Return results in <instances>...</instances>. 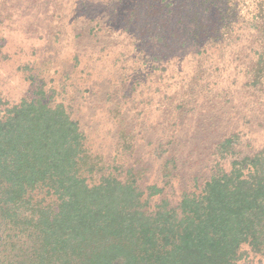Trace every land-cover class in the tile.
Instances as JSON below:
<instances>
[{
    "label": "rangeland",
    "instance_id": "374dc122",
    "mask_svg": "<svg viewBox=\"0 0 264 264\" xmlns=\"http://www.w3.org/2000/svg\"><path fill=\"white\" fill-rule=\"evenodd\" d=\"M198 1L0 0V97L16 103L44 90L105 163L94 182L131 168L141 189L162 188L144 209L174 208L184 192L200 193L218 140L238 133L235 156L264 147V112L235 68L249 44L242 34L240 44L210 49L188 28L204 12ZM228 68L237 81L225 79ZM122 129L131 151L119 146ZM232 158L220 162L229 168ZM242 250L235 264H264V253Z\"/></svg>",
    "mask_w": 264,
    "mask_h": 264
},
{
    "label": "trees",
    "instance_id": "16d2710c",
    "mask_svg": "<svg viewBox=\"0 0 264 264\" xmlns=\"http://www.w3.org/2000/svg\"><path fill=\"white\" fill-rule=\"evenodd\" d=\"M197 5L204 12L201 19L189 16L188 28L210 49L240 44L244 34L249 46L236 52L235 68L244 88L255 90L252 102L262 114L264 0ZM225 72L237 81L228 79L237 72ZM3 98L0 264H235L244 245L264 253V147L235 156L239 134L224 136L199 194L184 192L174 208L163 202L147 210L162 188L141 189L131 168L122 178L102 172L94 182L105 163L89 154L61 102L49 104L41 89L16 103ZM131 140V130H120L121 150L131 151ZM227 157H233L229 168L220 162Z\"/></svg>",
    "mask_w": 264,
    "mask_h": 264
}]
</instances>
